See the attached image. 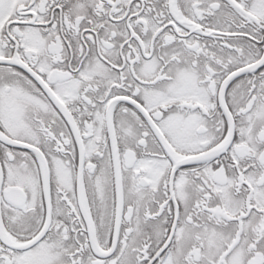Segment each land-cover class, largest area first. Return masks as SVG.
Listing matches in <instances>:
<instances>
[{
	"label": "snow or ice",
	"instance_id": "obj_1",
	"mask_svg": "<svg viewBox=\"0 0 264 264\" xmlns=\"http://www.w3.org/2000/svg\"><path fill=\"white\" fill-rule=\"evenodd\" d=\"M0 264H264V0H0Z\"/></svg>",
	"mask_w": 264,
	"mask_h": 264
}]
</instances>
